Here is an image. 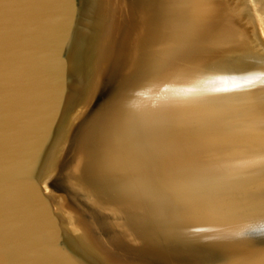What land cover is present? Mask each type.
I'll use <instances>...</instances> for the list:
<instances>
[{"label": "bare ground", "instance_id": "1", "mask_svg": "<svg viewBox=\"0 0 264 264\" xmlns=\"http://www.w3.org/2000/svg\"><path fill=\"white\" fill-rule=\"evenodd\" d=\"M117 7L109 5L108 27L126 30L116 74L95 101L91 86L72 117L46 191L83 185L120 219L115 231L144 242L152 228L145 239L135 231L138 207L158 204L159 225L216 231L212 243L224 254L203 264H264V240L245 234L264 223V0Z\"/></svg>", "mask_w": 264, "mask_h": 264}, {"label": "water", "instance_id": "2", "mask_svg": "<svg viewBox=\"0 0 264 264\" xmlns=\"http://www.w3.org/2000/svg\"><path fill=\"white\" fill-rule=\"evenodd\" d=\"M106 1L0 0V254L5 245L15 251L0 264H203L224 254L212 243L218 236L212 228L193 234L170 219L159 225L158 204L138 207L135 231L148 237L152 228L144 242L115 231L120 219L113 222L108 206L83 185L60 188L59 196L45 189L72 117L91 94L92 101L100 97L117 71L125 26L112 33L109 5L116 6L113 19L118 0ZM88 187L98 195L94 183ZM245 234L264 240V223ZM120 253L125 262L110 260Z\"/></svg>", "mask_w": 264, "mask_h": 264}, {"label": "snow or ice", "instance_id": "3", "mask_svg": "<svg viewBox=\"0 0 264 264\" xmlns=\"http://www.w3.org/2000/svg\"><path fill=\"white\" fill-rule=\"evenodd\" d=\"M14 256H15L14 249L5 245L2 254H0V260H4V259L11 260L14 258Z\"/></svg>", "mask_w": 264, "mask_h": 264}, {"label": "rangeland", "instance_id": "4", "mask_svg": "<svg viewBox=\"0 0 264 264\" xmlns=\"http://www.w3.org/2000/svg\"><path fill=\"white\" fill-rule=\"evenodd\" d=\"M263 40H264V37H263ZM207 263V262H206Z\"/></svg>", "mask_w": 264, "mask_h": 264}]
</instances>
